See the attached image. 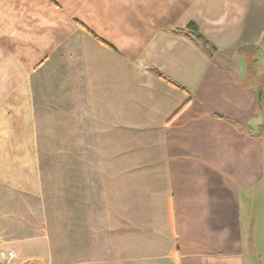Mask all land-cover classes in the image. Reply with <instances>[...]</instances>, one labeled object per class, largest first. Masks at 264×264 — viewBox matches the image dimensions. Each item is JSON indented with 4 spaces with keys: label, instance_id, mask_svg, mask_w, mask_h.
Instances as JSON below:
<instances>
[{
    "label": "crops",
    "instance_id": "crops-1",
    "mask_svg": "<svg viewBox=\"0 0 264 264\" xmlns=\"http://www.w3.org/2000/svg\"><path fill=\"white\" fill-rule=\"evenodd\" d=\"M262 46L264 0H0V263L257 264Z\"/></svg>",
    "mask_w": 264,
    "mask_h": 264
},
{
    "label": "rangeland",
    "instance_id": "rangeland-1",
    "mask_svg": "<svg viewBox=\"0 0 264 264\" xmlns=\"http://www.w3.org/2000/svg\"><path fill=\"white\" fill-rule=\"evenodd\" d=\"M244 54L237 55L236 59H243L242 64L237 68V76L241 78L249 87L252 89H258L260 92L261 108H256L254 115L253 128L248 129L251 133L259 136L264 148V47L262 46L259 50H253L249 52H243ZM234 57V56H233ZM241 59V60H242ZM237 67V65L235 66ZM256 92H258L256 90ZM257 119V121H256ZM259 123V125L257 123ZM255 263L264 264V256L255 258Z\"/></svg>",
    "mask_w": 264,
    "mask_h": 264
},
{
    "label": "trees",
    "instance_id": "trees-1",
    "mask_svg": "<svg viewBox=\"0 0 264 264\" xmlns=\"http://www.w3.org/2000/svg\"><path fill=\"white\" fill-rule=\"evenodd\" d=\"M186 29H188L189 30V33L195 38V39H197V40H199V41H201V43H202V45L204 46V48H205V50H207V53H209V43H208V41L206 40V39H204V37L202 36V34L199 32V30L197 29V27H196V25L194 24V23H189L188 25H187V28ZM210 49H214L212 46H210ZM248 49H250L249 48V46H247V47H242V48H240L239 50L240 51H242V50H248ZM155 73L158 75V76H160V77H162L163 79H165V80H167L165 77H163V75L161 74V73H159L158 71H155ZM168 81V80H167ZM170 83H172L171 81H169ZM172 84H174V83H172ZM175 86H177V87H179L178 85H175ZM183 107V106H182ZM181 107V108H182ZM181 108H179V110L181 109ZM178 110V111H179ZM178 111L176 112V113H178ZM175 113V114H176ZM174 114V115H175ZM173 115V116H174Z\"/></svg>",
    "mask_w": 264,
    "mask_h": 264
},
{
    "label": "built area",
    "instance_id": "built-area-1",
    "mask_svg": "<svg viewBox=\"0 0 264 264\" xmlns=\"http://www.w3.org/2000/svg\"><path fill=\"white\" fill-rule=\"evenodd\" d=\"M13 257V254L11 252H7V260L4 262H1L0 264H11V259Z\"/></svg>",
    "mask_w": 264,
    "mask_h": 264
},
{
    "label": "water",
    "instance_id": "water-1",
    "mask_svg": "<svg viewBox=\"0 0 264 264\" xmlns=\"http://www.w3.org/2000/svg\"><path fill=\"white\" fill-rule=\"evenodd\" d=\"M255 94L257 95V98H260V92H256Z\"/></svg>",
    "mask_w": 264,
    "mask_h": 264
}]
</instances>
